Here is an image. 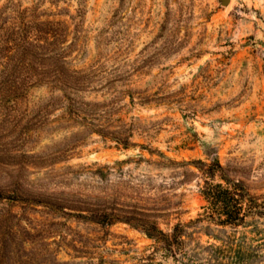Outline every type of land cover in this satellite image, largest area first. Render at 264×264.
Listing matches in <instances>:
<instances>
[{"label": "rangeland", "instance_id": "obj_1", "mask_svg": "<svg viewBox=\"0 0 264 264\" xmlns=\"http://www.w3.org/2000/svg\"><path fill=\"white\" fill-rule=\"evenodd\" d=\"M13 1L61 21L48 30L65 34L84 84L67 95L102 106L92 128L104 134L83 126L90 115L46 106L62 92L31 86L16 114L0 108V152L73 149L23 170L4 160L0 185L22 177L30 192L136 205L165 231L180 224L184 251L175 261L126 222L2 201L0 264H264V0ZM128 137L127 148L115 141ZM206 179L242 184L257 215L236 227L212 219L221 205L204 198Z\"/></svg>", "mask_w": 264, "mask_h": 264}, {"label": "trees", "instance_id": "obj_2", "mask_svg": "<svg viewBox=\"0 0 264 264\" xmlns=\"http://www.w3.org/2000/svg\"><path fill=\"white\" fill-rule=\"evenodd\" d=\"M58 24H61L60 20L40 19L36 10L24 7L13 0H8L0 6V108L7 116L16 114L20 102L25 98L31 86L47 84L53 90L62 92V95L50 98L46 106L66 105V112L70 118L75 120L81 119L82 114L90 115L91 118L84 116L86 122L83 126L92 132L104 134V130L99 126L92 128L95 125L92 122L93 118L103 111L102 106L96 103L76 101L75 98L67 95V88L81 91L84 84L80 82L79 71L67 65L65 59L67 51L63 46L65 34L57 30L55 34H50L48 30ZM70 80L75 84H71ZM19 122L20 120H17L15 123ZM115 141L124 148L130 145L129 137L127 139L115 138ZM71 143H64L63 147L46 154L13 152L5 148L0 152V163L4 160L9 161L6 163L13 164L20 170L25 169L26 165L38 167L57 163L56 161L67 156L73 149ZM199 163L203 164L201 161ZM207 167L209 175L216 168L221 169L218 161ZM23 181L24 178L17 177L13 183L1 184L0 202L36 204L59 217L94 222L102 226L126 222L142 230L173 260L176 261L179 252L184 251L181 225L175 224L165 231L147 209L136 205L98 204L77 196L62 197L54 193L30 192L23 186ZM201 192L211 205H221L219 210H211L212 214H210L211 218L217 219L216 221L220 224L235 227L243 225L248 216L258 213L257 204L252 201L244 186L239 182H227V186H224L222 183L206 179Z\"/></svg>", "mask_w": 264, "mask_h": 264}, {"label": "water", "instance_id": "obj_3", "mask_svg": "<svg viewBox=\"0 0 264 264\" xmlns=\"http://www.w3.org/2000/svg\"><path fill=\"white\" fill-rule=\"evenodd\" d=\"M227 1H228V0H222V2H223L224 4H226V3H227Z\"/></svg>", "mask_w": 264, "mask_h": 264}]
</instances>
